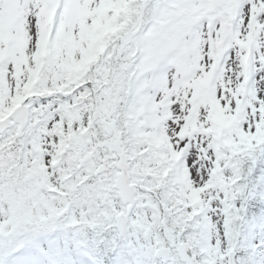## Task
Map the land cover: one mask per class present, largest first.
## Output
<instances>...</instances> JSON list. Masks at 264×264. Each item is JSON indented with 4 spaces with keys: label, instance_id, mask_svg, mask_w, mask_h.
I'll return each instance as SVG.
<instances>
[{
    "label": "snow or ice",
    "instance_id": "1",
    "mask_svg": "<svg viewBox=\"0 0 264 264\" xmlns=\"http://www.w3.org/2000/svg\"><path fill=\"white\" fill-rule=\"evenodd\" d=\"M0 264H264V0H0Z\"/></svg>",
    "mask_w": 264,
    "mask_h": 264
}]
</instances>
